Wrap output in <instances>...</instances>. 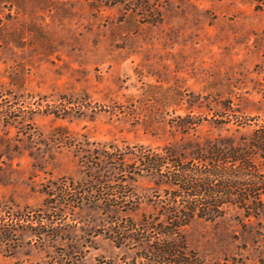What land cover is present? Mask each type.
<instances>
[{
    "label": "rangeland",
    "instance_id": "1",
    "mask_svg": "<svg viewBox=\"0 0 264 264\" xmlns=\"http://www.w3.org/2000/svg\"><path fill=\"white\" fill-rule=\"evenodd\" d=\"M189 121L197 124L182 132ZM258 137L264 6L0 0V264H52L59 254L140 264L148 243L124 239V228L155 214L164 188L135 155ZM252 152L264 166V150ZM64 185L83 192L74 206L60 199ZM262 199L257 217L227 207L190 221L187 250L207 264H264ZM40 215L58 236L31 234Z\"/></svg>",
    "mask_w": 264,
    "mask_h": 264
},
{
    "label": "trees",
    "instance_id": "2",
    "mask_svg": "<svg viewBox=\"0 0 264 264\" xmlns=\"http://www.w3.org/2000/svg\"><path fill=\"white\" fill-rule=\"evenodd\" d=\"M252 1L260 10L264 0ZM192 120L190 115L182 121ZM197 122L181 123L178 127L187 132ZM261 137L254 143L238 146L228 142H208L195 145L186 152H177L168 146L156 150H140L135 155L138 171L148 173L155 185L162 187L156 193L158 208L151 217L144 218L142 225L124 228V239L148 243L143 253H137L140 264H207L188 251L181 230L193 219L215 220L225 214L227 207L242 210L245 216L257 217L264 196V166L255 164L252 151L260 156ZM264 158V157H263ZM60 199L77 204L82 191L64 185ZM56 197L57 195L51 194ZM74 196V197H73ZM77 200V201H75ZM36 226L31 229L35 237H56L59 232L46 215L37 216ZM77 253L78 251H74ZM74 255L59 254L52 264H82Z\"/></svg>",
    "mask_w": 264,
    "mask_h": 264
}]
</instances>
